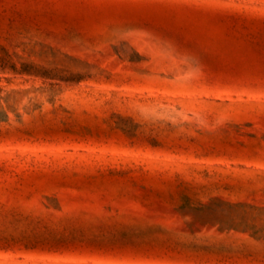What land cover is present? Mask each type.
<instances>
[{
    "label": "rangeland",
    "instance_id": "374dc122",
    "mask_svg": "<svg viewBox=\"0 0 264 264\" xmlns=\"http://www.w3.org/2000/svg\"><path fill=\"white\" fill-rule=\"evenodd\" d=\"M0 264H264V0H0Z\"/></svg>",
    "mask_w": 264,
    "mask_h": 264
}]
</instances>
